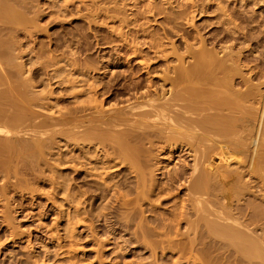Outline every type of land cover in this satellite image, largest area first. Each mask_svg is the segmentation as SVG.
<instances>
[{
    "label": "bare ground",
    "instance_id": "bare-ground-1",
    "mask_svg": "<svg viewBox=\"0 0 264 264\" xmlns=\"http://www.w3.org/2000/svg\"><path fill=\"white\" fill-rule=\"evenodd\" d=\"M38 3L0 0V199L7 220L19 190L34 195L32 185H45L52 196L64 195L67 229L84 208L91 221L102 218L128 231L126 244L179 246L200 264H264V92L249 80L242 83L246 89L237 88L240 55L221 46L218 58L203 45L194 63L173 70L165 92L115 79L89 84L94 68L82 53L58 51L43 59L53 67L45 81L34 69L32 49L21 47L39 20ZM76 75L82 78H71ZM52 81L60 89L66 83L62 96L36 90ZM177 153L191 160L168 170L160 155ZM158 200L170 208L159 213ZM176 225L182 228L172 233Z\"/></svg>",
    "mask_w": 264,
    "mask_h": 264
},
{
    "label": "rangeland",
    "instance_id": "rangeland-1",
    "mask_svg": "<svg viewBox=\"0 0 264 264\" xmlns=\"http://www.w3.org/2000/svg\"><path fill=\"white\" fill-rule=\"evenodd\" d=\"M116 1L118 0H38L41 2L38 3V8L43 9H40L39 20L32 24L36 27L30 26L33 27L29 29L32 31H27L32 37L29 33L27 34L29 38L21 39L22 42L25 41L23 44H26L21 47L23 50L28 48L27 52L32 49L35 52H32V55L35 57L40 56L39 59L34 57L39 63L33 61V66H36L34 69L39 70L42 79L48 78L45 73L53 71V67L45 66L43 59L58 51L57 55L63 51H79L82 53L79 55L83 61L87 59L89 65L91 67L93 65L94 68L92 77L86 79L89 84L96 81L103 85L108 80L115 79L113 80L115 83L123 85L131 82L153 84L158 88L163 87L162 91L166 92L171 88L170 79L173 77V70L189 67V64L194 63L193 53L203 51V45L204 50L207 49L210 55H217L218 58L222 57V54H219L220 47L228 46L235 55H240L239 61L235 60L236 65L241 66L243 76H237L241 79L242 85L237 88L246 89L247 87L244 86L246 83L243 82L249 80L247 84H250V87L256 86V89L260 88L258 91L264 92V84H262L264 82V0H120L118 3ZM21 31L20 36L23 37L26 31L22 33ZM2 36L10 38L9 33L6 32H3ZM11 54L14 56L15 53ZM69 60L71 61H61L60 64L63 63L64 66L66 62L71 63L72 59ZM199 65L200 63L194 66ZM30 67H24L25 76L31 74ZM132 69L141 71L130 76L126 72H131ZM13 71L16 73V70ZM66 74L64 73V78ZM67 77L69 78V75ZM75 77L77 78V75L71 78ZM81 78L79 76L77 79ZM45 83L48 87L37 83L39 88L36 90L48 92L50 88L49 96L54 93L50 96L53 97L52 99L64 94L62 89L66 83L60 86L63 87L62 89L57 84L50 85L55 81ZM3 86V89L8 87V85ZM44 95L47 94H42V97H45ZM97 98L99 101L104 100L98 96ZM62 99L57 106L61 110L65 108ZM56 101V99L51 100L52 103ZM112 103L115 102L106 103L105 109L112 108ZM55 109L51 112L54 113ZM168 155L162 154L159 158L167 160L168 170L191 160L185 153H177L172 159ZM158 177L163 178L162 180L165 178L161 175ZM36 186H31L36 189L34 195L19 190L16 195L18 200L11 201L12 210L8 219L12 223L6 218L9 214L4 207L6 203L0 199V264H200L201 262L195 261L196 258L193 257L199 258V256L194 253L180 254L179 246H158L149 240L126 244L123 238L125 240L129 238L126 236L129 234L128 231L121 232L117 227L112 228L111 224L106 223L102 218L99 221H91L90 218L89 220L84 214V208L80 209L77 215L75 214L73 225L67 229V218L64 215L66 207L62 199L64 195L52 196L51 187L38 185L37 187L41 188L38 189ZM162 196L164 198L166 195ZM153 199L156 200L155 197ZM19 201L22 202L21 207ZM159 201H156V205L161 206L159 213H164L170 208L171 203ZM181 228L177 226L171 232L177 233ZM131 231L129 232L132 233Z\"/></svg>",
    "mask_w": 264,
    "mask_h": 264
}]
</instances>
